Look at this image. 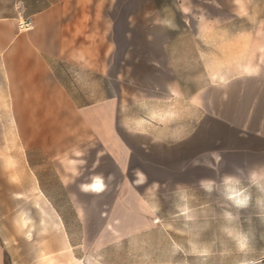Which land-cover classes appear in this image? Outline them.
I'll return each instance as SVG.
<instances>
[{"label":"crops","instance_id":"obj_1","mask_svg":"<svg viewBox=\"0 0 264 264\" xmlns=\"http://www.w3.org/2000/svg\"><path fill=\"white\" fill-rule=\"evenodd\" d=\"M212 153L221 174L264 165V0H0V184L52 214L31 231L47 261L0 264H85L150 234L136 170L141 193L195 184Z\"/></svg>","mask_w":264,"mask_h":264},{"label":"clouds","instance_id":"obj_2","mask_svg":"<svg viewBox=\"0 0 264 264\" xmlns=\"http://www.w3.org/2000/svg\"><path fill=\"white\" fill-rule=\"evenodd\" d=\"M221 162L219 153L203 160L215 177L202 178L195 184L153 182L143 193L138 188L147 184V177L136 170L135 176L138 173L143 177L137 192L152 209L151 214H141L157 222L165 235L175 234L160 258L143 252L136 264H264V249L257 247L258 239L264 240V231H260L264 229V165L235 167L232 173L221 174ZM200 163L193 161L194 165ZM94 183L101 192L106 190L103 176L96 175ZM114 227L119 233V225ZM123 239L121 234L108 246H118ZM104 261L101 249L85 264Z\"/></svg>","mask_w":264,"mask_h":264},{"label":"rangeland","instance_id":"obj_3","mask_svg":"<svg viewBox=\"0 0 264 264\" xmlns=\"http://www.w3.org/2000/svg\"><path fill=\"white\" fill-rule=\"evenodd\" d=\"M52 179L40 178V183L46 185ZM7 180L13 188L18 189V192L14 194L4 192L0 184V249H8L13 253L17 250L21 253L25 249L29 254L38 253L40 257H35L36 260L47 261L46 240L40 239V236H46L48 233L46 228L40 230L39 233L36 232L35 240L32 239L31 231L35 229V224L40 221L41 217L52 216L51 209L47 207L48 204L40 193L25 192V188L16 177L7 178ZM188 181V184H194L192 180ZM52 183H54L53 180ZM167 208L166 204L165 210ZM156 223L153 222L155 225L150 234L122 242L110 249L106 254L104 264H136V260L143 252H151L154 257L160 258L167 248L168 240L175 237V234L165 235L157 228ZM257 247L264 249V240L258 239ZM22 259H26V256H19L20 262L23 261Z\"/></svg>","mask_w":264,"mask_h":264},{"label":"built area","instance_id":"obj_4","mask_svg":"<svg viewBox=\"0 0 264 264\" xmlns=\"http://www.w3.org/2000/svg\"><path fill=\"white\" fill-rule=\"evenodd\" d=\"M30 26H31V22L30 21L25 22L23 24H20V28L21 29H28V28H30Z\"/></svg>","mask_w":264,"mask_h":264},{"label":"bare ground","instance_id":"obj_5","mask_svg":"<svg viewBox=\"0 0 264 264\" xmlns=\"http://www.w3.org/2000/svg\"><path fill=\"white\" fill-rule=\"evenodd\" d=\"M27 217V216H26Z\"/></svg>","mask_w":264,"mask_h":264}]
</instances>
